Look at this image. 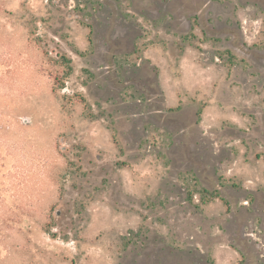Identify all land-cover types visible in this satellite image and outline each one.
I'll list each match as a JSON object with an SVG mask.
<instances>
[{
    "label": "rangeland",
    "instance_id": "1",
    "mask_svg": "<svg viewBox=\"0 0 264 264\" xmlns=\"http://www.w3.org/2000/svg\"><path fill=\"white\" fill-rule=\"evenodd\" d=\"M0 0V264H264V0Z\"/></svg>",
    "mask_w": 264,
    "mask_h": 264
},
{
    "label": "flooded vegetation",
    "instance_id": "2",
    "mask_svg": "<svg viewBox=\"0 0 264 264\" xmlns=\"http://www.w3.org/2000/svg\"><path fill=\"white\" fill-rule=\"evenodd\" d=\"M144 1V4L147 5V4H150L151 1L150 0H143Z\"/></svg>",
    "mask_w": 264,
    "mask_h": 264
}]
</instances>
